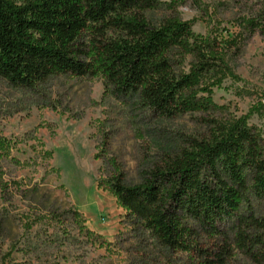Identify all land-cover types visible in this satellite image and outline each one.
I'll use <instances>...</instances> for the list:
<instances>
[{
	"label": "rangeland",
	"instance_id": "1",
	"mask_svg": "<svg viewBox=\"0 0 264 264\" xmlns=\"http://www.w3.org/2000/svg\"><path fill=\"white\" fill-rule=\"evenodd\" d=\"M145 15L156 27L190 21L196 34L223 41L230 72L212 87L215 107L163 118L112 95L99 75H53L33 88L0 76V136L10 143L0 157V264H199L160 244L99 181L118 169L139 183L166 155L208 136L205 118L243 117L264 140V0H160ZM172 59L179 73L195 62L178 50ZM247 177L241 213L264 216ZM234 227L223 223L230 236ZM215 242L202 236L205 248ZM227 264L255 263L237 253Z\"/></svg>",
	"mask_w": 264,
	"mask_h": 264
},
{
	"label": "trees",
	"instance_id": "2",
	"mask_svg": "<svg viewBox=\"0 0 264 264\" xmlns=\"http://www.w3.org/2000/svg\"><path fill=\"white\" fill-rule=\"evenodd\" d=\"M159 4L0 0V76L33 88L53 75H99L112 95L137 99L156 116L209 112L215 107L212 87L230 72L225 45L196 34L190 21L151 25L145 12ZM257 24L250 20V29H258ZM176 50L193 56L190 72L174 69ZM204 121L208 136L191 138L186 147L166 155L139 183H126L115 169L99 186L110 190L160 244L188 253L199 264H227L237 253L264 264V216L251 208L241 213L250 191L247 173L253 192L264 199V140L243 117ZM9 149L8 139L0 136V157ZM232 219L230 236L223 223ZM202 236L216 241L213 249L202 246Z\"/></svg>",
	"mask_w": 264,
	"mask_h": 264
}]
</instances>
